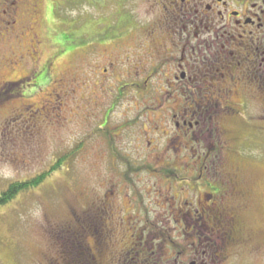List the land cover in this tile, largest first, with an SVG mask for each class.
Returning a JSON list of instances; mask_svg holds the SVG:
<instances>
[{
	"label": "rangeland",
	"instance_id": "obj_1",
	"mask_svg": "<svg viewBox=\"0 0 264 264\" xmlns=\"http://www.w3.org/2000/svg\"><path fill=\"white\" fill-rule=\"evenodd\" d=\"M156 1L44 0L40 32L47 41L42 58L46 61L50 57L54 70L26 81L20 89L14 86L10 100L0 104V191L14 182L31 180L46 172L64 155L69 154L70 158L41 184L0 205V264H52L59 255L63 256L61 250L65 248L71 250V258H76L73 249L80 239L81 246L86 244L85 227L88 228L91 211L101 213L98 205L93 208L92 203L100 202L111 190L115 193L116 205L132 215L145 211L144 204L133 205L130 197L151 198L145 203L154 209L152 222L164 236L167 228L177 226L175 221L168 220L167 211L169 201L176 205L177 199L168 201L167 196L183 191L170 193L172 182L160 171L173 165L183 167L184 171H179L182 175H191L190 167L198 165L197 156H193L188 145V148L183 146L186 151L180 150L182 154L190 153L185 155L188 158L183 164L168 149L174 146L176 135L183 136V127H176L170 101L163 108L157 103L171 99L177 92L111 90L115 88L112 84L132 80L134 66H130L126 56L137 53V46L141 44L142 57L151 51L147 49L146 35L162 15V3ZM101 35L113 38L107 44L92 45ZM157 40L162 42L161 38ZM116 57L120 72L113 77L109 75L110 70L105 78L103 69ZM169 62L159 66L156 73L151 64L144 72L138 68L140 83L143 85L147 78L153 80L151 84L165 85L164 74L170 67ZM1 73L5 79L16 80L21 74L6 70ZM151 73L154 75L150 76ZM54 75L58 85L52 82L42 88ZM236 83L233 90L239 92L234 104L227 103L223 95L217 97L219 103L207 108L212 110L208 116L226 119L219 120V125L228 130V139L215 133L214 140L222 147L228 141L231 148L206 159V176L210 170V176L215 178L216 169L224 164L239 169L250 206L243 211L245 224L257 232L262 249L253 256L244 253L237 262L232 259L228 264H264V99L260 95L255 99L252 95L256 87L242 88L240 80ZM108 109L109 129L117 134L115 143L98 129L106 126L103 115ZM113 146L118 148L117 152ZM170 178L176 182L182 180ZM150 238L149 241L161 245L159 249H167V239L154 231ZM215 250L202 249L201 258L207 264H214Z\"/></svg>",
	"mask_w": 264,
	"mask_h": 264
},
{
	"label": "flooded vegetation",
	"instance_id": "obj_2",
	"mask_svg": "<svg viewBox=\"0 0 264 264\" xmlns=\"http://www.w3.org/2000/svg\"><path fill=\"white\" fill-rule=\"evenodd\" d=\"M160 1L161 18L146 35L147 49L151 51H146L143 53L145 57H142L141 44L137 46V53L132 55L131 52L126 56L130 66H134V70L131 67L134 71L132 80L112 84L115 88L111 90L121 92L129 88L132 91L158 89L177 92L171 99L157 103L159 108H163L170 101L172 118L177 120L176 127H183V136L176 135L174 146L168 149L172 150L171 154L178 159L177 162L183 164L188 158L185 155L190 153L182 154L180 150L184 151L189 146L193 156H197L198 165L190 167L192 177V174L182 175L183 172L179 171H184L183 167L173 165L160 171L172 182L170 193L179 189L183 191L167 196L168 201L177 199L176 205L169 201L171 205L167 210L168 220L175 221L177 226L167 228L165 236L152 222L154 209L152 211L151 206L145 203L151 198L130 197L131 204H144L145 212L136 215L116 205L113 190L105 193L100 202L92 203L93 208L98 205L101 213L93 209L87 220V243L81 248L84 254L79 256L85 258L84 264H207L209 262L201 258L204 254L201 250L206 248L208 251L216 249L212 255L214 264H228L232 259L237 262L244 253L253 256L262 249L257 242V232L249 230L245 224L243 211L250 206L239 169L224 164L216 169L215 178L210 176V170L206 176V159L231 148L228 141L222 147L214 140L215 133L220 138L226 135L225 140L228 139V130L219 125V120L226 119L215 120L214 116H208L212 111L210 108L219 103L217 97L225 95L226 102L234 104L239 91L233 90V87L240 80L242 88L256 87L252 93L255 99L258 95L264 99V0ZM44 3V0H0V104L10 100V91L14 86L20 89L26 81L54 70L50 57L46 61L42 58L43 45L47 41L40 32ZM112 38L111 35H101L92 45L107 44ZM157 38H161L162 42ZM54 43L57 44L56 41ZM167 61H170V67L168 74H164L165 85L151 84L153 80L147 78L143 80V85L140 83L141 71L147 70L151 64L156 73L159 66H164ZM109 65L103 69L102 75L111 70L109 75L117 77L120 72L116 67L120 66L118 58L112 59ZM138 68L141 71H137ZM3 70L21 74L17 80L13 77L5 79L2 77L4 73H1ZM52 82L58 85L55 75L42 88ZM243 100L245 102L247 97ZM228 108L233 111V108ZM109 117L110 109L103 115L106 126L104 129L99 126L98 129L115 143L117 134L109 129ZM113 147L117 152L118 148ZM171 176L183 181H173ZM183 193L188 195H181ZM143 215L144 218L141 217ZM153 231L167 239V249H159L161 245L149 241ZM207 235L210 239H206ZM144 236L145 240L139 241ZM132 238L136 239L130 243ZM90 239L92 242H89ZM59 256L54 260L55 264H70L73 261L64 254Z\"/></svg>",
	"mask_w": 264,
	"mask_h": 264
},
{
	"label": "trees",
	"instance_id": "obj_3",
	"mask_svg": "<svg viewBox=\"0 0 264 264\" xmlns=\"http://www.w3.org/2000/svg\"><path fill=\"white\" fill-rule=\"evenodd\" d=\"M68 158H70L69 154L64 155L63 157L56 160V162L53 164V166H51V168L49 170H47L46 172H43L41 174H38L36 177H34L31 180L19 181V182H14V183L10 184L7 189L0 191V205L8 204L13 199H15L17 197V195H19L20 193L29 190L31 187H35V186H38L39 184H41L47 176H49L51 173L56 171L62 165V162ZM85 231H86V227H85ZM81 242H82V240L80 239V243H78V245H75V248L73 249L76 252V258H74L73 256L71 258V254H72L71 250H69L67 248H65L66 250H63L64 251L63 254L65 255V253H66L67 254L66 257L69 260H73V261H71L70 264H81V263L84 264L85 258L83 259V258L79 257V256H81L80 252H81V254L83 253L81 251V248L84 246V245L83 246L80 245ZM86 243H87V241H86ZM74 244H76V243H74ZM69 246H70V244H69ZM45 261L47 262L48 260L45 259ZM52 264H55V262L52 261Z\"/></svg>",
	"mask_w": 264,
	"mask_h": 264
}]
</instances>
